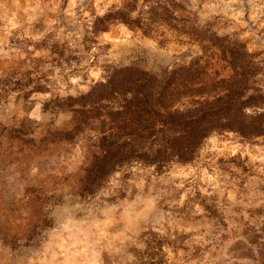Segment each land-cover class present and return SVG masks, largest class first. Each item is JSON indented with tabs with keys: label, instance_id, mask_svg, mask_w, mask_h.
<instances>
[{
	"label": "rangeland",
	"instance_id": "374dc122",
	"mask_svg": "<svg viewBox=\"0 0 264 264\" xmlns=\"http://www.w3.org/2000/svg\"><path fill=\"white\" fill-rule=\"evenodd\" d=\"M144 74L264 113V0H0V264H264V136L92 181L100 85Z\"/></svg>",
	"mask_w": 264,
	"mask_h": 264
},
{
	"label": "trees",
	"instance_id": "16d2710c",
	"mask_svg": "<svg viewBox=\"0 0 264 264\" xmlns=\"http://www.w3.org/2000/svg\"><path fill=\"white\" fill-rule=\"evenodd\" d=\"M100 86L108 88L105 99L116 100L118 109L106 107L104 124L108 128L104 133H108L93 163L92 181L134 161L156 164L158 170L168 163H191L204 140L216 130L236 132L244 138L264 136V113L246 115L245 104L235 92L212 102L194 101L192 107L180 110L174 109L178 90L166 79L144 74L120 84L111 78ZM196 93L203 91L196 90L192 96L197 97Z\"/></svg>",
	"mask_w": 264,
	"mask_h": 264
}]
</instances>
